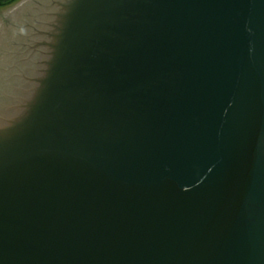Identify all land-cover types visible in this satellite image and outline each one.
Masks as SVG:
<instances>
[{
  "label": "water",
  "instance_id": "1",
  "mask_svg": "<svg viewBox=\"0 0 264 264\" xmlns=\"http://www.w3.org/2000/svg\"><path fill=\"white\" fill-rule=\"evenodd\" d=\"M9 24L0 264H264V0H22Z\"/></svg>",
  "mask_w": 264,
  "mask_h": 264
},
{
  "label": "rangeland",
  "instance_id": "2",
  "mask_svg": "<svg viewBox=\"0 0 264 264\" xmlns=\"http://www.w3.org/2000/svg\"><path fill=\"white\" fill-rule=\"evenodd\" d=\"M31 8L32 7H27L26 11L30 10ZM24 19H25L24 17H19V16L15 18L16 21L18 20L17 22H19L21 20L19 22V24H22L23 21L25 23L26 19L25 20ZM20 28H22V26ZM14 30H15V28L12 24H9L6 27H2L0 30V71L2 70V63L4 62V59L11 60L14 57H17V56H15L17 51L14 50V47L16 45L13 44V41L11 42V40L15 37ZM5 49L7 51L3 52V51H5ZM3 104L4 103L0 99V106ZM1 112H2V107L0 108V116H2Z\"/></svg>",
  "mask_w": 264,
  "mask_h": 264
},
{
  "label": "trees",
  "instance_id": "3",
  "mask_svg": "<svg viewBox=\"0 0 264 264\" xmlns=\"http://www.w3.org/2000/svg\"><path fill=\"white\" fill-rule=\"evenodd\" d=\"M19 1L21 0H0V11L18 3Z\"/></svg>",
  "mask_w": 264,
  "mask_h": 264
}]
</instances>
